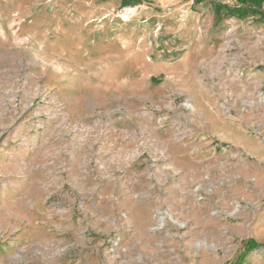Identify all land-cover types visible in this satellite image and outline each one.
Wrapping results in <instances>:
<instances>
[{
	"label": "rangeland",
	"instance_id": "obj_1",
	"mask_svg": "<svg viewBox=\"0 0 264 264\" xmlns=\"http://www.w3.org/2000/svg\"><path fill=\"white\" fill-rule=\"evenodd\" d=\"M228 5L0 0V264H264V7Z\"/></svg>",
	"mask_w": 264,
	"mask_h": 264
},
{
	"label": "trees",
	"instance_id": "obj_2",
	"mask_svg": "<svg viewBox=\"0 0 264 264\" xmlns=\"http://www.w3.org/2000/svg\"><path fill=\"white\" fill-rule=\"evenodd\" d=\"M134 0H124V4H128ZM243 7L250 6L252 10H258V8L264 7V0H240ZM240 10V9H239ZM244 14V13H243Z\"/></svg>",
	"mask_w": 264,
	"mask_h": 264
},
{
	"label": "crops",
	"instance_id": "obj_3",
	"mask_svg": "<svg viewBox=\"0 0 264 264\" xmlns=\"http://www.w3.org/2000/svg\"><path fill=\"white\" fill-rule=\"evenodd\" d=\"M237 1H240V0H237ZM240 3H241V1H240ZM225 7H227V8H231V9H233L234 11H236V9L238 10V9H240V8H246V9H255V7L254 8H251L250 6H245V7H243L242 6V4L241 5H239V6H236V5H233L232 7H231V5H228V6H225Z\"/></svg>",
	"mask_w": 264,
	"mask_h": 264
}]
</instances>
